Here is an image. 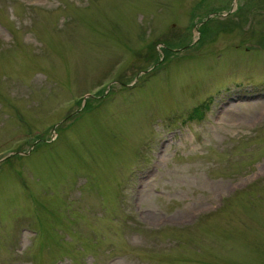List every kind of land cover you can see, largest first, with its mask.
<instances>
[{
  "label": "rangeland",
  "instance_id": "rangeland-1",
  "mask_svg": "<svg viewBox=\"0 0 264 264\" xmlns=\"http://www.w3.org/2000/svg\"><path fill=\"white\" fill-rule=\"evenodd\" d=\"M0 264H264V0H0Z\"/></svg>",
  "mask_w": 264,
  "mask_h": 264
},
{
  "label": "trees",
  "instance_id": "trees-1",
  "mask_svg": "<svg viewBox=\"0 0 264 264\" xmlns=\"http://www.w3.org/2000/svg\"><path fill=\"white\" fill-rule=\"evenodd\" d=\"M201 28H203L204 29V26H202ZM200 39V38H199Z\"/></svg>",
  "mask_w": 264,
  "mask_h": 264
}]
</instances>
